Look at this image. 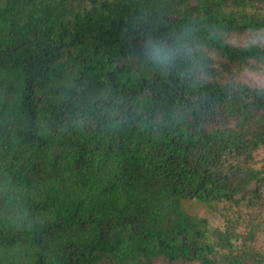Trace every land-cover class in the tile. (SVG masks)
<instances>
[{
	"label": "trees",
	"instance_id": "16d2710c",
	"mask_svg": "<svg viewBox=\"0 0 264 264\" xmlns=\"http://www.w3.org/2000/svg\"><path fill=\"white\" fill-rule=\"evenodd\" d=\"M0 264H264V0H0Z\"/></svg>",
	"mask_w": 264,
	"mask_h": 264
}]
</instances>
